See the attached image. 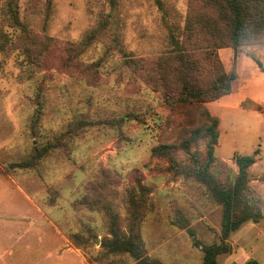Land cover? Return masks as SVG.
<instances>
[{"label":"rangeland","instance_id":"rangeland-1","mask_svg":"<svg viewBox=\"0 0 264 264\" xmlns=\"http://www.w3.org/2000/svg\"><path fill=\"white\" fill-rule=\"evenodd\" d=\"M190 12L210 14L201 0H12V9L0 0L2 263L137 264L102 247L111 213L123 233L141 235L151 259L203 264V246L221 242L224 207L153 148L179 144L205 123L206 108L219 118L221 181L238 173L237 155L259 151L249 184L263 216L231 233L219 264H264V41L215 50L237 79L204 103H170L128 64L140 58L177 88L174 37ZM207 45L202 35L188 44L201 80L213 77ZM196 148L205 153L207 140Z\"/></svg>","mask_w":264,"mask_h":264},{"label":"trees","instance_id":"trees-1","mask_svg":"<svg viewBox=\"0 0 264 264\" xmlns=\"http://www.w3.org/2000/svg\"><path fill=\"white\" fill-rule=\"evenodd\" d=\"M7 1L12 9V0ZM201 1L210 14L196 18L190 12L182 37L181 35L174 37V57L178 63L174 65L173 73L177 78V88L174 87L172 80L156 76L152 68H144L142 59H128V64L134 69L141 70L147 76L148 83H151L156 90H163L172 104L204 103L231 93L237 74L224 70L215 50L219 47L232 46L237 51L243 45L264 41V0ZM201 35L209 42L206 54L210 59V65L214 64L213 77L209 80H201L198 75L201 67L197 66L196 60L190 61L193 53L188 44L196 42ZM203 115L206 119L205 123L193 128L179 144L157 145L153 148V153L167 156L175 172L195 178L223 205L221 242L203 246V264H219L218 256L231 249L227 241L231 233L238 230L245 222L259 221L263 216V203L249 184V168L256 162V154L259 151L256 150L254 154L237 155L238 173L232 177L228 176L229 181H221L216 172L218 165L221 164L215 155V145L219 138V118L206 108L203 109ZM203 139L207 140L205 153L196 148ZM193 148L196 150L193 151ZM178 149L185 153L184 159L175 157L174 153ZM131 203L136 208V201ZM107 210L112 212L111 209ZM109 217L112 218L111 237H107L102 242L106 252L128 253L136 259L137 264H161L158 260L147 256L142 237L133 226L127 234L123 233L113 214L110 213ZM70 238L74 243L79 244L78 233H72ZM244 264H260V262L250 259Z\"/></svg>","mask_w":264,"mask_h":264},{"label":"crops","instance_id":"crops-1","mask_svg":"<svg viewBox=\"0 0 264 264\" xmlns=\"http://www.w3.org/2000/svg\"><path fill=\"white\" fill-rule=\"evenodd\" d=\"M58 231H57V233L61 234V239L65 242L63 233L60 232V229H58ZM0 264H4V263H2V255H1V252H0ZM46 264H48V263L46 262Z\"/></svg>","mask_w":264,"mask_h":264}]
</instances>
